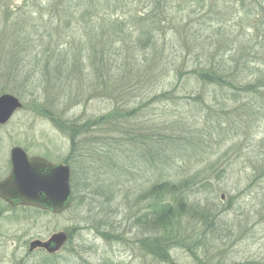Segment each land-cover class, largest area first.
Masks as SVG:
<instances>
[{"label": "rangeland", "instance_id": "1", "mask_svg": "<svg viewBox=\"0 0 264 264\" xmlns=\"http://www.w3.org/2000/svg\"><path fill=\"white\" fill-rule=\"evenodd\" d=\"M23 2L7 0V10ZM166 5L164 42L156 41L166 44L170 75L160 77L168 82L180 65L182 88L170 100L144 95L142 102L149 103L138 126L110 135L95 127L76 144L59 126L112 112L110 92L98 89L96 74L87 68L83 81L57 88L55 68L43 76L41 63L29 56L32 49L14 52L20 44L9 36L0 43V95L22 105L0 126V179L8 172L9 149L21 146L67 162L73 191L67 214L32 217V227L1 219L0 264H264V0ZM64 77L60 71L59 85ZM147 133L151 142L141 155L138 143L127 138ZM114 142L119 146L105 155ZM160 179L186 186L174 196L183 198L189 212L180 209L169 235L140 222L146 192ZM70 227L71 240L59 255L27 258L20 232L46 239Z\"/></svg>", "mask_w": 264, "mask_h": 264}, {"label": "trees", "instance_id": "2", "mask_svg": "<svg viewBox=\"0 0 264 264\" xmlns=\"http://www.w3.org/2000/svg\"><path fill=\"white\" fill-rule=\"evenodd\" d=\"M6 2L0 0V14L5 17L1 18L0 43L12 39V44H20L13 45L14 52L26 54L32 49L33 54L29 56L41 63L43 76L48 69L55 68L58 75L53 85L57 88H72L75 81L80 83L85 79L82 73L91 69L99 81L98 89L110 92L107 99L112 104V112L87 119L82 124L69 121L66 126H59L73 144L79 135L95 127L110 135L121 129L125 131L131 124L136 126L135 121L149 100L173 99L182 88L181 74H178L180 65L174 68L175 74L170 80L165 81L170 75L164 60L166 44L156 41L161 38L164 42L162 24L168 22L163 14L167 0H24L20 7L9 11ZM140 3L145 4L143 12L135 8ZM60 40L64 47H60ZM34 48H39V53H35ZM60 71L65 77L59 85ZM149 93L153 94L151 98L142 102ZM111 128L114 130L110 131ZM139 138L129 135L127 140L131 145L138 143L144 155L151 139L148 133ZM117 146L119 142L107 145L105 155L115 151ZM156 158L161 165L162 155L157 154ZM160 180L151 184L146 192L148 206L140 222L169 235L173 224L181 217L180 209L184 206V213L189 212L183 198L174 196L175 190L183 191L186 186Z\"/></svg>", "mask_w": 264, "mask_h": 264}, {"label": "water", "instance_id": "3", "mask_svg": "<svg viewBox=\"0 0 264 264\" xmlns=\"http://www.w3.org/2000/svg\"><path fill=\"white\" fill-rule=\"evenodd\" d=\"M22 107L10 94L0 95V126L6 124ZM11 172L0 183V198L6 202L49 209L59 214L70 204V168L51 164L39 157H27L19 147L10 153ZM15 204V203H14ZM65 241L64 235H53L46 242L35 241L31 248L41 247L48 253L57 252Z\"/></svg>", "mask_w": 264, "mask_h": 264}, {"label": "flooded vegetation", "instance_id": "4", "mask_svg": "<svg viewBox=\"0 0 264 264\" xmlns=\"http://www.w3.org/2000/svg\"><path fill=\"white\" fill-rule=\"evenodd\" d=\"M15 147H19L20 149H22V151L27 155V157H39V158H42L44 159L45 161L51 163V164H54V165H57V164H64V165H68V163H56V162H53L51 160H49L48 158L46 157H43V156H38V155H32L28 152V149L27 148H23L21 146H13L9 149V153H8V159H7V168H8V172L7 174L0 179V183L2 181H4L10 174L11 172V161H10V153H11V150ZM70 168V177H69V187H70V190H71V197H70V204L68 206V208H66L65 211L59 213V214H56V213H53L52 211H50L49 209H41V208H38V207H34V206H26V205H21L20 203L16 202V201H13L14 203H10V202H6L4 201L2 198H0V220L1 219H15L17 218V220H24L28 223H30V226L32 227L33 225V222H32V217H36V216H50V217H58V216H61L63 215L64 213H68V211L71 210V206L73 204V191H72V187H71V167L69 166ZM71 227L66 230H62V231H59V233L63 234L64 235V238H65V241L63 243V245L61 246V248L51 254V253H48L45 249L41 248V247H36V248H31V244L35 241H39V242H46L48 241L53 235H56V234H59L57 232H54L52 233L48 238L46 239H40V237H37L36 235L33 236V237H25V231L22 233L20 232L19 234V238L22 242V245L24 247L27 246V258H37L41 255H48L50 257H53V256H57L59 255L63 250L64 248L67 246V244L70 242L71 240ZM3 236V234H1L0 232V239L1 237ZM14 264H25L21 261H19L18 263H14Z\"/></svg>", "mask_w": 264, "mask_h": 264}]
</instances>
